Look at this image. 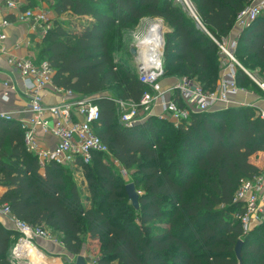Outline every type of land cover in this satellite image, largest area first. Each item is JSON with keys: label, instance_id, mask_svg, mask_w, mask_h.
<instances>
[{"label": "trees", "instance_id": "16d2710c", "mask_svg": "<svg viewBox=\"0 0 264 264\" xmlns=\"http://www.w3.org/2000/svg\"><path fill=\"white\" fill-rule=\"evenodd\" d=\"M189 2L203 28L179 0L55 1L58 19L40 43L36 63L49 62L54 86L98 98L95 133L109 155L94 153L81 170L55 164L41 169L27 151L22 124L0 117V204L18 220L45 227L72 255L80 254L86 238L99 247L96 264H240L235 247L242 240L241 264H264V223L245 234L239 221L244 211L234 202L242 181L261 174L252 163L264 152L259 115L251 109L192 114L189 125L178 129L158 117L131 129L118 122L114 100L139 101L147 88L138 72L114 62L112 52H122L123 33L146 18L162 19L170 29L166 77L174 70L170 79L216 90L224 68L215 41L231 34L250 0ZM235 56L245 70L258 69L264 82V13L240 32ZM236 77L240 88L264 95L241 68ZM113 85L111 97H102ZM122 169L137 174L138 210L127 197ZM78 170L86 187L73 179ZM15 235L0 221V264H15Z\"/></svg>", "mask_w": 264, "mask_h": 264}, {"label": "built area", "instance_id": "2783aa9c", "mask_svg": "<svg viewBox=\"0 0 264 264\" xmlns=\"http://www.w3.org/2000/svg\"><path fill=\"white\" fill-rule=\"evenodd\" d=\"M34 1L39 6L23 11L25 4H28L26 0H0L14 16V21L7 18L0 22V54L7 52L4 48L8 39L6 30L13 22L32 25L43 39L53 29L58 19L54 21L51 17L56 0ZM184 2L188 3L189 0ZM188 7L198 25L201 26L190 2ZM263 13L264 0H250L249 6L238 14L235 27L242 32ZM162 22L145 21L143 26L145 30L134 45V49L137 50L134 60L138 79L147 91L139 101L114 100L121 126L131 129L151 117L162 116L178 129L189 125L192 114L227 110L238 104L233 99L240 94H254L238 86L237 68H241L264 92V82L255 81L251 73L241 66L235 56L239 36L232 40L228 37L223 38L221 42L213 39L219 47L224 68L214 92H206L199 83L187 78L169 80L164 69L166 30ZM8 64L20 73L21 83L29 100L28 109L32 117L27 123L22 124L26 130L25 145L27 151L36 157L41 169L55 164L81 170L83 165L91 163L94 153L110 154L107 145L95 133V125L101 118L100 108L95 102L97 98L84 97L54 86L55 71L49 62L37 64L32 54L22 58L9 55ZM5 86L14 90L11 83ZM48 88H52L55 93L63 94L65 100L56 105L45 104L42 93ZM258 115L264 122V109H259ZM0 117L10 118L4 115ZM37 131L49 135L55 141L54 146L50 148L39 143L36 139ZM115 164L118 165L117 162ZM121 173L124 175L127 171L122 169ZM234 202L244 211L239 221L245 234L253 227L264 223V176L260 174L253 179L242 181ZM0 216L16 231L18 237L16 245L10 251L15 264H30L29 249L33 247L41 251L43 246L40 242L56 244L45 227H34L18 220L11 213L8 205L0 204ZM12 239L14 240V237Z\"/></svg>", "mask_w": 264, "mask_h": 264}, {"label": "crops", "instance_id": "0c3cea01", "mask_svg": "<svg viewBox=\"0 0 264 264\" xmlns=\"http://www.w3.org/2000/svg\"><path fill=\"white\" fill-rule=\"evenodd\" d=\"M26 2L28 4H25L23 11L27 10L28 8H34V4L35 7L39 6L34 0H26ZM31 4L33 6H31ZM51 17L54 21L58 18L55 12L51 14ZM7 18L11 21H14V16L12 13L8 11L4 4L0 2V22ZM142 22H145V20ZM169 31L170 29L168 27V32ZM6 34L8 39L4 45V48L7 52L0 54V116H9L16 122L23 124L27 123L32 117L28 109L29 100L26 98L25 89L20 79V73L8 64V56L14 55L22 58L32 54L34 59L37 61L39 46L43 38L40 33H38V31L32 27V25L26 23L13 22L11 27L6 30ZM239 35V29L234 27L233 31L228 36V39H235ZM7 83L13 84L14 90L7 88L5 86ZM42 97L44 103L48 105H56L65 100L63 94L55 93L52 88L45 90L42 93ZM241 98L247 100L246 102L249 101L250 103H254V105H260L261 103L258 100V96L255 94H240L233 100L238 103V100H241ZM260 107L261 108L259 109H264L262 103ZM36 139L39 141V143L46 147L52 148L55 144V141L49 135H45L41 131L36 132ZM252 163L260 169L261 175L264 176V152L254 156L252 158ZM4 192L5 190L1 188L0 197ZM0 221L5 225L8 224V222L2 216H0ZM46 244L49 245V243Z\"/></svg>", "mask_w": 264, "mask_h": 264}, {"label": "rangeland", "instance_id": "374dc122", "mask_svg": "<svg viewBox=\"0 0 264 264\" xmlns=\"http://www.w3.org/2000/svg\"><path fill=\"white\" fill-rule=\"evenodd\" d=\"M176 1H178V0H176ZM179 1L184 3L189 14L192 17H194L192 11L188 7L189 2L186 3V2H184V0H179ZM64 19H66V18H64ZM144 20L147 22L148 21L150 22L151 20L152 21H155V20L164 21L162 19H156V18H146ZM142 21L139 22V24L136 27H134V28L123 33V38H122L123 51L118 52V51L113 50V52H112L114 62L116 64H121L124 68H126L127 70H129L130 72H133V73H137V66H136V62H135L134 58L130 54V50L134 48V45L136 44V41L138 40L139 36L145 30L143 28L145 23ZM162 24L165 27V30L167 33L168 32V26L164 22H162ZM200 27H202V26H200ZM240 64L243 68H245L243 63L240 62ZM173 72H174V70L171 72H167V76L169 77V80H172V79H170V77L173 75ZM250 73L254 77L255 81L261 80V78L258 75L259 74L258 69H255L253 72H250ZM255 83L256 82H254V84ZM117 87H118V85H113L111 87H108V92L104 93L102 95V97H106V98L111 97V92L115 91L117 89ZM246 89L250 92H253L256 96H258V100L262 103V106H264V95L262 93L254 90V88H251V87H246ZM238 101H239L238 104L233 106V107H230L228 109V111H231V110L235 111L238 109H251L254 113H256V116H258L259 108H261L260 107L261 103H260V105H254V103H250L249 101L246 102L247 100H244V98H241V100H238ZM231 112H229V114L227 115V117H226L227 120L232 119L233 113H231ZM158 118L166 121V119L162 116H159ZM107 157L108 158L106 160H108L110 162L111 157L110 156H107ZM72 173H73V175H72L73 179L76 181L78 186H81V183L85 184V182H83V181H85L84 175L81 171L78 170V171H74ZM121 177H122L123 183L125 185L135 184V182L138 179L137 174L134 171H128L126 174H124V175L122 174ZM85 187H86V184H85ZM139 193L142 194V192H139ZM89 205L90 204H88V206ZM83 240H84V245L81 248L80 254L77 256L68 253L65 246L63 245V243L55 237L53 238V241L56 242V244L49 242V245H47L45 242H43V243L40 242L41 245L43 246L40 250L49 259V261H52L53 264H56L58 262H59V264H76L77 258L80 256H82L88 264H96V261L100 257L98 245L95 242L87 240L86 238H83ZM17 241H18V237H17V235H15L14 240L12 239V242H11L10 251L16 245L15 242H17Z\"/></svg>", "mask_w": 264, "mask_h": 264}, {"label": "water", "instance_id": "95a60500", "mask_svg": "<svg viewBox=\"0 0 264 264\" xmlns=\"http://www.w3.org/2000/svg\"><path fill=\"white\" fill-rule=\"evenodd\" d=\"M130 54L132 55L133 58H136L137 50L134 48L131 49ZM126 194L134 209L138 210L141 194L137 191L135 184L126 185ZM243 244L244 241L240 240L235 247V254L240 264L242 263ZM76 264H88V263L85 261V259L82 256H80L77 258Z\"/></svg>", "mask_w": 264, "mask_h": 264}, {"label": "bare ground", "instance_id": "6f19581e", "mask_svg": "<svg viewBox=\"0 0 264 264\" xmlns=\"http://www.w3.org/2000/svg\"><path fill=\"white\" fill-rule=\"evenodd\" d=\"M29 259L30 264H53L41 251L33 247L29 249Z\"/></svg>", "mask_w": 264, "mask_h": 264}]
</instances>
